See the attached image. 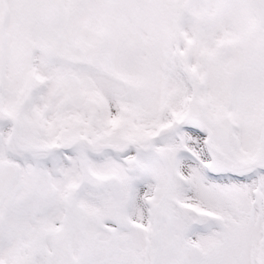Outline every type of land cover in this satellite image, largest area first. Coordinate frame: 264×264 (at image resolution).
<instances>
[{"label":"snow or ice","instance_id":"6c2138e0","mask_svg":"<svg viewBox=\"0 0 264 264\" xmlns=\"http://www.w3.org/2000/svg\"><path fill=\"white\" fill-rule=\"evenodd\" d=\"M0 264H264V0H0Z\"/></svg>","mask_w":264,"mask_h":264}]
</instances>
